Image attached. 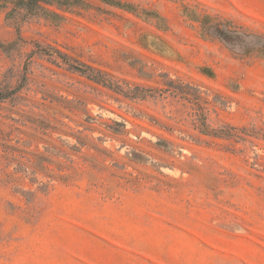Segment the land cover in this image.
Wrapping results in <instances>:
<instances>
[{
  "label": "rangeland",
  "instance_id": "374dc122",
  "mask_svg": "<svg viewBox=\"0 0 264 264\" xmlns=\"http://www.w3.org/2000/svg\"><path fill=\"white\" fill-rule=\"evenodd\" d=\"M19 1L0 264H264V0Z\"/></svg>",
  "mask_w": 264,
  "mask_h": 264
},
{
  "label": "trees",
  "instance_id": "16d2710c",
  "mask_svg": "<svg viewBox=\"0 0 264 264\" xmlns=\"http://www.w3.org/2000/svg\"><path fill=\"white\" fill-rule=\"evenodd\" d=\"M40 2H56L60 5L62 4H73L79 2V0H20L19 4L23 6L25 9L31 10L35 7H41L39 4ZM207 33L209 32H215L218 33L219 29L217 28V25H207L206 26Z\"/></svg>",
  "mask_w": 264,
  "mask_h": 264
}]
</instances>
